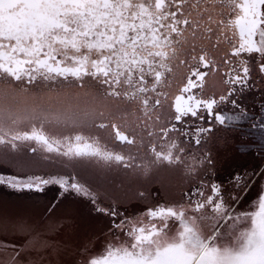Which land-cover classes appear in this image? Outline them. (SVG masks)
<instances>
[{
  "label": "snow or ice",
  "instance_id": "snow-or-ice-1",
  "mask_svg": "<svg viewBox=\"0 0 264 264\" xmlns=\"http://www.w3.org/2000/svg\"><path fill=\"white\" fill-rule=\"evenodd\" d=\"M185 2L0 0V79L26 89L35 84V87L55 90L66 84L83 88L86 83L83 78L89 76L106 86L102 89L107 96H117L119 93L115 89L123 83L134 89L131 93L133 99H140L138 94L156 92L165 74L172 72L167 63L169 50L174 54L175 44L183 43L186 34H189L193 37L188 53L190 60L181 63L189 64L190 76L183 92H190L192 88L202 87L201 82L209 74L201 72L200 68L211 71L210 64L214 65L206 52L195 54V38L200 32L213 33L212 26L215 25L218 36L230 31L234 38L231 57L223 61L229 68L225 80L228 87L225 90L216 96L204 98L194 95H189L187 99L177 97L175 112L170 114L168 123L156 124L145 96L141 100L143 115L152 120L151 124L146 123L138 130L126 123H116V119L123 120L122 115L118 114L111 119H102L95 127L106 129L115 141L128 146L136 141L143 142L147 137L144 147L151 153L153 164L181 163L190 173L195 169L200 177L213 167L214 159L207 150L204 134L215 136L214 128L237 132L241 130V125L247 123L248 134L241 139L258 134L261 141L258 149L260 154L264 153V100H259L257 104L261 117L259 121L237 102L236 97L252 87L249 84L250 67L245 59L236 64L232 59L241 53L249 56L255 53L258 71L264 74V0H195L187 9ZM84 50L96 53L97 58L69 55L70 52L80 54ZM192 61L196 64L193 65ZM148 77L152 78L151 86ZM160 104L161 100L157 98L151 107L154 109ZM224 106H230L231 113L217 111ZM99 115L104 116L103 112ZM185 117L205 123H196L189 136V130L177 127L182 121L189 123L184 120ZM208 120L211 121L210 125ZM16 123L17 118L11 112L5 114L0 111V146L5 149L0 152V167L23 171L22 165L36 163L34 157L24 159L18 154H11L26 141H34L49 152L54 151L53 144H64L66 147L61 155L70 160L93 157L105 161H125L123 155L101 149L97 142L89 143L91 137L75 135L53 140L44 134L40 127L43 123L35 122V116L26 127L19 128ZM181 136L189 137L197 146L203 142L205 148H197L198 155L188 153L185 156V144L179 142ZM55 151H59V148ZM259 178L264 183V173ZM231 181L233 189L245 183L242 177H232ZM223 183L202 182L197 191L187 198L186 204L176 209L159 208L147 213L148 217L162 218V223L163 220L174 219L177 228L173 234L140 226L144 223L140 218H121L117 221L115 218L119 214L115 209L96 206L95 211L113 218L115 231L112 236L115 243L110 242L106 255L101 259H92L90 264H264V196L259 198L257 210L237 213L235 204L226 197L238 202L240 196H233L231 192L222 193ZM0 184L15 190L35 191H42V186L55 184L64 192L90 195L79 183H69L68 179L55 177L18 179L0 175ZM92 202L96 204L95 197H92ZM189 209L190 214H186ZM240 219L245 220V227L237 234L231 226ZM204 220L213 222L215 226L208 236L202 238L196 224ZM225 221L232 223L221 231L220 226ZM120 233L124 234L123 238ZM172 254H179L184 259L180 262L167 261L165 257Z\"/></svg>",
  "mask_w": 264,
  "mask_h": 264
},
{
  "label": "flooded vegetation",
  "instance_id": "flooded-vegetation-1",
  "mask_svg": "<svg viewBox=\"0 0 264 264\" xmlns=\"http://www.w3.org/2000/svg\"><path fill=\"white\" fill-rule=\"evenodd\" d=\"M194 2L195 0H186L185 8L187 9ZM212 27L213 33H198L195 38V54L202 55L206 52L208 59L213 61L214 65L210 64L211 71L203 67L200 68L201 72H208L209 74L201 82L202 87L192 88L190 92H183V88L190 76L189 64L181 63V61L190 60L188 53L191 51L193 37L189 34H186L183 43L175 44L176 51L174 54L169 50L170 59L167 63L172 68V72L165 74V77L157 86L156 92H149L143 95L138 94L140 99H133L131 93L134 89L123 83L115 89L119 93L117 96H107L102 89V87L106 86L100 85L96 78L89 76L83 78L86 82L83 88H78L74 84H66L57 87L55 90L44 86L35 87V84L32 88L26 89L18 84L13 85L9 80L0 79V82L12 87L14 92L17 88L25 93L29 89L46 88L48 89V95L54 96L60 102V107L48 111L31 106L26 107L22 114L12 113L17 118V127H26L33 122V116H35V122L43 123L40 127L44 131V134L53 140L84 135L91 137L89 143L97 142L101 149L121 154L125 157L124 162L105 161L93 157H76L70 160L61 155L66 147L64 144H53L54 151L49 152L41 149L34 141H26L21 143L18 150H13L11 154H18L24 159L34 157L37 162L23 168V171H20V175L24 178L29 176V178L33 179L53 178L56 176L79 178L80 181L84 182L94 192L98 191L102 197H105L107 203L111 200L116 201L117 199L113 192H111V188L125 193L129 192L131 195L137 193L139 198L136 203H139L140 206L144 205L146 208L148 207L149 212L158 211L159 208L166 209L169 207L168 205H177L179 207L186 204L187 198L197 191V187L202 182L208 181L216 183L225 182L221 184V192H231L233 196L239 195V201H233L236 204L242 203L258 187L259 194H261L260 198L263 191L259 177L261 173H264V153L260 154L258 149V145L261 144L258 134L256 137L245 136L241 139L242 136L248 134L247 129L249 125L247 123L241 125V130L237 132L231 130L219 131L218 128H214L212 131L216 133L215 136L209 137L207 133L204 134V139L207 141V150L213 157L214 163L213 167L203 174V177H200L195 169L190 173L188 168L181 163L170 165L167 162H157L153 164L151 162V153L144 147L148 139L147 137H145L143 142L136 141L133 145L128 146L115 141L106 129L95 127L102 119H111L118 114L122 115L123 120L116 119V123H126L130 127H137L138 130L146 123L151 124L152 120H148L143 115L144 106L141 100L145 96L149 100V111L150 113H154L152 119L155 120L156 124L161 122L168 123L170 114L175 112L177 97L184 96L187 99L189 95H194L197 98H204L216 96L225 90L228 87L225 80L228 78L229 68L223 64V61L231 57L234 38L230 31H226L218 36L216 34V26L213 25ZM235 39H238V37ZM69 55H89L90 59L97 58L96 53H87L86 50L80 54L70 52ZM255 56V53L251 56L247 53H241L239 57H233L232 59L234 64L238 63L241 59H245L249 63L251 76L249 84L252 87L239 94L236 99L239 104L248 109L250 114L255 115L256 120L259 121L261 117L257 104L259 100H264V74L258 71ZM61 58L57 57V59ZM68 63H71V61H68ZM191 63L193 65L196 64L195 61ZM89 70L91 71V69ZM69 79L73 78L69 77ZM192 79L198 80L197 77H192ZM148 80L149 86H151L152 78L148 77ZM36 83L38 84L39 81ZM157 98L161 100V104L153 109L151 107L152 103ZM217 111L231 113L232 110L230 106H224L217 109ZM100 112H103V118L99 115ZM184 120L189 123L185 124L182 121L177 124V127H184L189 130V136L192 135V130L196 123L201 125L205 123V121L197 122L192 117H185ZM207 123L210 125L211 121L208 120ZM179 142L185 144V149L183 150L185 156L188 153L198 155L196 149L205 148L203 142L199 146L194 145L189 137L181 136L179 137ZM33 148L36 150L33 151ZM56 148H59V151H55ZM0 150L4 151L5 149L3 146H0ZM77 162L86 167H91L92 172L90 174L97 178L98 184L93 183L87 176L78 174L79 171L76 170L74 165ZM192 163L195 164L196 161L193 160ZM232 177H242L245 179V183L233 189ZM72 182L74 181L69 180V183ZM48 186L50 185L42 186V191ZM154 194L159 195L158 199L153 196ZM229 202L231 203L232 201ZM149 219V221L143 219L144 223L140 226L146 227L149 222L151 223L152 220L157 219L155 223H151L148 226L149 228H155L157 223L162 221L160 217H149ZM164 221L163 223L161 222L162 225L168 224L169 221L176 223L172 218Z\"/></svg>",
  "mask_w": 264,
  "mask_h": 264
},
{
  "label": "rangeland",
  "instance_id": "rangeland-1",
  "mask_svg": "<svg viewBox=\"0 0 264 264\" xmlns=\"http://www.w3.org/2000/svg\"><path fill=\"white\" fill-rule=\"evenodd\" d=\"M74 165L79 175L87 176L93 183L98 184L97 178L90 174L91 167L78 162ZM20 173L15 168L0 167V175L6 178L13 176L18 179L29 178L22 177ZM55 178L77 182L86 188L90 195L64 192L55 184H50L41 192L15 190L6 184H0V264H90L92 259L103 258L106 255V248L111 246L110 242L115 243L112 236L115 229L112 224L113 218L95 211L96 206L115 209L119 214L115 218L117 221L121 218L150 220L147 216L148 207L136 203L139 198L137 193L131 195L129 192L111 188L117 199L107 203L105 197L98 191L94 192L79 178L66 176ZM263 185L264 183L262 196ZM260 195L258 187L240 204L233 202L230 197L228 200L235 204L237 213H247L257 210ZM153 196L157 198L159 195ZM92 197H95L98 205L93 204ZM168 206L178 208L177 205ZM186 214H190V209ZM157 219L151 223H155ZM151 223L149 222L146 228H149ZM231 223L225 221L220 230L223 231ZM214 226V223L208 220L196 224L202 238L208 236ZM231 227L238 234L239 230L244 229L245 220H237ZM155 228L161 233L173 234L177 224L169 221L168 224L162 225L158 222ZM120 236L123 238L124 234L120 233ZM165 259L169 262H180L184 258L179 254H172Z\"/></svg>",
  "mask_w": 264,
  "mask_h": 264
},
{
  "label": "clouds",
  "instance_id": "clouds-1",
  "mask_svg": "<svg viewBox=\"0 0 264 264\" xmlns=\"http://www.w3.org/2000/svg\"><path fill=\"white\" fill-rule=\"evenodd\" d=\"M87 91V89H85ZM36 106L48 111L60 107V102L54 96L48 95V89H29L27 93L17 88L14 92L8 84L0 82V111L22 114L26 107Z\"/></svg>",
  "mask_w": 264,
  "mask_h": 264
}]
</instances>
